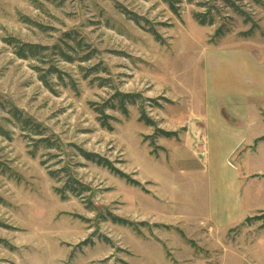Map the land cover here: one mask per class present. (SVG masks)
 <instances>
[{
    "label": "rangeland",
    "instance_id": "374dc122",
    "mask_svg": "<svg viewBox=\"0 0 264 264\" xmlns=\"http://www.w3.org/2000/svg\"><path fill=\"white\" fill-rule=\"evenodd\" d=\"M174 1L0 0V264H264V132L231 159L251 212L193 227L203 56L264 64V0ZM69 173L89 190L63 196Z\"/></svg>",
    "mask_w": 264,
    "mask_h": 264
},
{
    "label": "crops",
    "instance_id": "0c3cea01",
    "mask_svg": "<svg viewBox=\"0 0 264 264\" xmlns=\"http://www.w3.org/2000/svg\"><path fill=\"white\" fill-rule=\"evenodd\" d=\"M201 64L202 95L193 100V227L208 222L223 229L251 212L243 169L231 159L264 132V64L243 46L213 49ZM201 134L207 142L203 158L194 151L196 136L200 139ZM197 159L204 161L203 176Z\"/></svg>",
    "mask_w": 264,
    "mask_h": 264
},
{
    "label": "trees",
    "instance_id": "16d2710c",
    "mask_svg": "<svg viewBox=\"0 0 264 264\" xmlns=\"http://www.w3.org/2000/svg\"><path fill=\"white\" fill-rule=\"evenodd\" d=\"M171 8L173 10H175V12H178V9L177 7L174 5V3L176 1L174 0H166ZM190 2H193V0H189ZM223 3H226L227 5H230V6H234L233 3H231V0H221ZM195 18L197 19V21L201 24V25H213L216 23V17H214V15L210 14V11L206 12V13H201V12H198L195 14ZM225 31L223 30V28H219L215 34L216 37H219L221 36L222 34H224ZM31 48H35L33 46H30ZM117 97H119V100L118 102L122 104L124 110H125V106H126V100H127V96L129 95H122L121 93L117 94L116 95ZM99 111H101L100 109H97ZM102 112V111H101ZM126 112V111H125ZM104 114V113H103ZM31 119H26V122H30ZM35 126V134H39V135H43L44 131L41 129V125L38 123H35L34 124ZM38 132V133H37ZM161 132L163 135L165 136H172V135H176V133H173V132H167V131H164V130H161L159 131ZM264 138V137H263ZM38 142H43V143H48L51 144V139L49 137H42L40 138ZM85 158H87L88 160H91L93 162H97L98 164H102V165H107L109 166L110 163L107 162L106 160L104 159H97V155L93 154V153H88V152H84L83 153ZM42 163L44 165L47 164V159L43 160ZM64 168H67V167H64ZM63 170V169H61ZM115 170V169H114ZM67 172H68V169H67ZM120 175L122 176H125L124 173H122L121 171H117ZM49 173L52 177L54 178H57V175L59 173V171L55 170V169H52V167H49ZM69 175V181L66 183V186L65 188H58V191L62 193V195L64 196L66 193V188H69V191L73 192V193H77V194H80L82 192H85V191H88L89 189L86 188V186H84V184L82 182H80L79 180H77L76 178H74L70 173L68 174ZM71 181V182H70ZM70 182V183H69ZM77 187H81V189H78ZM82 188H83V191H82Z\"/></svg>",
    "mask_w": 264,
    "mask_h": 264
},
{
    "label": "built area",
    "instance_id": "2783aa9c",
    "mask_svg": "<svg viewBox=\"0 0 264 264\" xmlns=\"http://www.w3.org/2000/svg\"><path fill=\"white\" fill-rule=\"evenodd\" d=\"M199 149L197 150V154L199 155V157H205L206 154V149H207V142L204 138V136H202L201 141L197 144Z\"/></svg>",
    "mask_w": 264,
    "mask_h": 264
}]
</instances>
